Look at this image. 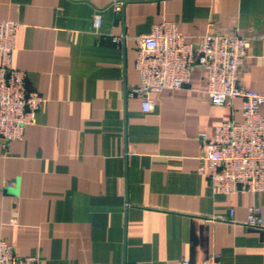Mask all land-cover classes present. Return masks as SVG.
<instances>
[{
	"label": "crops",
	"instance_id": "0c3cea01",
	"mask_svg": "<svg viewBox=\"0 0 264 264\" xmlns=\"http://www.w3.org/2000/svg\"><path fill=\"white\" fill-rule=\"evenodd\" d=\"M1 19L19 24L12 68L44 99L22 140L0 142V238L19 256L264 264V228L245 225L251 205L264 220V191L219 194L196 171L198 133L239 122L241 99L211 104L199 66L184 88L152 92L150 112L125 94L139 81L134 38L162 21L188 41L248 37L239 83L264 94V0H0Z\"/></svg>",
	"mask_w": 264,
	"mask_h": 264
},
{
	"label": "built area",
	"instance_id": "2783aa9c",
	"mask_svg": "<svg viewBox=\"0 0 264 264\" xmlns=\"http://www.w3.org/2000/svg\"><path fill=\"white\" fill-rule=\"evenodd\" d=\"M116 12L121 1L113 2ZM102 17L92 18L98 30ZM19 24L10 19L0 20V142L3 147L23 139L25 130L35 123L43 97L29 91L24 71L11 66ZM113 36L114 43L120 42ZM136 59L134 68L139 81L128 87L125 94L137 97L141 111L153 109L152 92L179 90L190 81L194 66L206 74L205 93L211 104L225 106L241 99V120H224L215 125L211 134L199 132L202 154L197 173L206 175L211 188L219 194L256 193L264 191V94L244 88L239 75L248 55L250 40L239 34L207 33L188 41L174 22L153 24L147 33L134 38ZM11 186V182H6ZM233 209L229 210L232 221ZM245 225L264 228L260 209L247 208ZM0 264H40L39 256H19L12 245L0 238ZM173 264H193L181 259ZM197 264H223L218 254H211Z\"/></svg>",
	"mask_w": 264,
	"mask_h": 264
},
{
	"label": "water",
	"instance_id": "95a60500",
	"mask_svg": "<svg viewBox=\"0 0 264 264\" xmlns=\"http://www.w3.org/2000/svg\"><path fill=\"white\" fill-rule=\"evenodd\" d=\"M25 85H26L27 89L30 91V88H29V86H28V82H27V80H25Z\"/></svg>",
	"mask_w": 264,
	"mask_h": 264
}]
</instances>
